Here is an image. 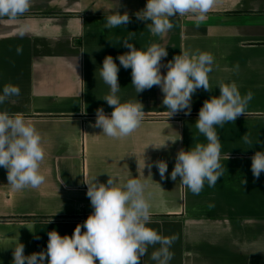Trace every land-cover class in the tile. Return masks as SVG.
I'll use <instances>...</instances> for the list:
<instances>
[{
    "label": "crops",
    "instance_id": "crops-1",
    "mask_svg": "<svg viewBox=\"0 0 264 264\" xmlns=\"http://www.w3.org/2000/svg\"><path fill=\"white\" fill-rule=\"evenodd\" d=\"M146 3L32 0L23 16L0 18V93L7 83L20 88L19 96L0 105V110L22 114L40 133L45 151L40 172L46 178L38 188L16 190L8 184L7 170L0 167V264H13L18 241L25 245V255H30L46 249L47 233L53 229L70 236L93 212L86 182L96 178L106 183L109 176L115 178L116 186L132 178L146 185L148 226L162 236L177 238L170 249L174 253L170 264L189 260L264 264V172L256 179L251 171V157L264 151V0H218L199 26L191 16L173 18L174 27L163 39L136 19L135 13ZM116 11L127 12L130 23L105 28V17ZM21 29L26 33L22 39ZM130 36L137 48L146 49L152 43L167 47L162 74L181 50L213 55L212 90L198 89L193 94L189 115L182 111L168 117L158 86L136 94L131 69H124L116 59L129 51L119 42ZM17 46L23 48L21 55L16 54ZM108 55L120 68L121 102L138 101L145 111L141 126L121 139L92 127L98 108L106 114L113 110L102 99L110 88L99 75ZM221 81H234L242 95L251 91L254 97L246 116L216 127L224 173L215 187L205 183L195 195L180 183V177L173 181L170 174L181 148L206 143L195 121L203 102L219 96ZM177 133L182 140L173 143ZM245 133L253 145L243 142ZM163 143L166 148L150 145ZM157 160L168 164L163 180L154 165ZM152 251L150 246L141 264H155Z\"/></svg>",
    "mask_w": 264,
    "mask_h": 264
},
{
    "label": "clouds",
    "instance_id": "clouds-1",
    "mask_svg": "<svg viewBox=\"0 0 264 264\" xmlns=\"http://www.w3.org/2000/svg\"><path fill=\"white\" fill-rule=\"evenodd\" d=\"M217 2L218 0H147L145 7L137 11L135 16L137 20L146 22L153 36L163 39L174 27L173 18L191 16L199 26ZM31 4L32 0H0V18L15 20L28 12ZM105 19L107 29L130 23L127 12L121 14L116 11ZM18 35L22 39L26 33L21 29ZM130 39L131 36L119 42L129 51L116 59L124 69H131V84L136 94L153 86L161 89L162 104L167 109L168 117L182 111L189 115L193 94L198 89L212 90L209 74L213 71L214 57L211 53L181 50V54L167 63L166 74H162L161 60L168 55L167 47L152 43L146 49H141L130 42ZM22 53V46H17L16 54ZM238 69L239 65H236L235 70ZM119 70L111 55L104 58L99 75L110 91L102 99L113 110L106 114L102 107L98 108L92 125L101 129L102 134L114 139L131 136L141 126L145 116L140 102H121L118 95L121 89ZM217 86L219 96H212L203 102L195 121V127L205 137L206 143L197 142L187 150L181 148L176 153L175 165L170 174L173 181L180 177V183L195 195H199L205 183L209 187H215L224 173L225 165L220 162L221 142L216 127L222 128L225 123L235 122L238 117L246 116L248 105L254 97L251 91L242 95L234 81H221ZM19 94L18 86L5 84L0 93V105ZM177 140H182L179 133L171 141L175 143ZM242 140L245 144L254 143L247 133L242 136ZM255 142L259 143L258 140ZM150 145L157 149L167 147L166 143ZM44 157L42 137L36 128L22 114L0 110V167L7 170L8 184L16 190L38 188L46 179L40 172ZM251 160L252 174L259 179L264 172V151H256ZM154 165L161 179H165L167 162L157 160ZM152 166L151 163L147 165L149 174ZM242 183L245 184L246 180H242ZM86 184V195L93 208L87 219L82 224H77L70 236H62L55 229L48 232L46 249L30 255H25V245L18 241L13 248V264H141V259L148 254L150 246L154 248L150 258L155 264H170L174 257L170 249L177 238L162 236L148 226L151 223L150 203L145 196L146 185L140 179H128L125 184L116 186L115 178L109 176L106 183L97 182L95 178L93 183ZM156 245L159 247L156 248ZM186 264L194 262L189 260Z\"/></svg>",
    "mask_w": 264,
    "mask_h": 264
}]
</instances>
